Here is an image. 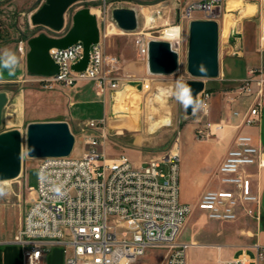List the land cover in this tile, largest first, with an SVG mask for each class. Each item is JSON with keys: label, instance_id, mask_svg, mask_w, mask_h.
Returning a JSON list of instances; mask_svg holds the SVG:
<instances>
[{"label": "built area", "instance_id": "obj_1", "mask_svg": "<svg viewBox=\"0 0 264 264\" xmlns=\"http://www.w3.org/2000/svg\"><path fill=\"white\" fill-rule=\"evenodd\" d=\"M223 1L194 3L181 20L192 19L196 11L203 12L205 19H216ZM178 27L176 38L163 36V39L171 43L180 61L183 39L182 27ZM48 34L53 33L48 31ZM105 37L101 32L100 42L91 46L90 62L84 72L72 68L84 57L85 47L78 42L64 50H50L59 66L58 75L34 77L46 90H54L57 85L74 87L80 82H94L100 96L107 90H118L121 79L113 75L117 71L116 58L110 70L106 69ZM149 41L137 40L139 53L145 60H148ZM19 50L28 53V40L20 42ZM139 81L143 91L153 89V78ZM212 95L205 87L198 99L206 107L193 114L199 123L196 134L201 140L220 137L225 128L224 122L212 123L206 119ZM224 95L232 105L243 101L245 111L233 112L234 116L242 117V126L259 127L264 108V66L249 70L248 77ZM101 123L90 121L96 134L86 138L82 156L72 153L68 157L39 159L37 186L27 183L35 197L14 238L23 247L27 264H39L53 245L63 249L65 264H132L152 248L168 250L166 264H188L186 252L190 245L180 242L179 237L195 209L214 221H234L238 217L237 209L244 203H259L252 191L250 168L264 167V150L251 134L240 132L234 137L215 173L222 188L206 191L196 205H190L180 198L177 153L151 159L141 166H135L126 155L108 158L100 149L107 138L105 132H99ZM246 212L255 214L252 209Z\"/></svg>", "mask_w": 264, "mask_h": 264}, {"label": "rangeland", "instance_id": "obj_2", "mask_svg": "<svg viewBox=\"0 0 264 264\" xmlns=\"http://www.w3.org/2000/svg\"><path fill=\"white\" fill-rule=\"evenodd\" d=\"M200 1L203 0H96L95 3L87 4L85 7H88L92 14L96 15L94 12L100 11L96 17L102 34L106 35L103 40L104 52L107 57L106 69L110 70L114 63L113 59L116 58L117 71L113 75L119 76L121 87L113 92L107 90L104 94L114 97L111 106L81 104L70 106L71 96L77 99L75 92L82 86L83 89L90 90L92 98L97 96L98 99L103 100V96H95L97 88L94 82H80L74 87L57 85L55 89L60 86L66 92L68 104L67 106H49L44 102L49 100L48 94L51 90L44 89L37 77L33 76L32 84L36 87L37 92L32 93L31 97L37 103L36 106H31L30 119L46 120L60 115L61 112L65 113V119H67L65 121L69 123L76 138L73 156H82L86 149V138L96 134L95 129L90 126V121L95 120L102 122L100 126L102 131L99 132L106 133L107 138L100 149L107 154L108 158L114 159L125 155L129 150H134L139 156H148L152 159L161 158L172 152L177 153L180 158V173H183V170H190V153L187 146H181L182 138L189 135L199 144H203L209 140L220 141L222 133H219L220 137L212 136L210 139L201 140L197 137L196 129L194 132H188V124L194 117L187 116L184 108L175 99L165 98V94H161L159 90L171 89L177 79L185 83L194 79L187 72L189 24L192 20L205 19V14L196 11L190 20L186 18L181 20V17L186 14L190 5ZM230 3H232V7ZM228 6L232 9H229ZM82 8L84 6L78 5L75 11ZM116 8L135 9L138 17V28L135 32H123L119 28L111 26V23H114L112 11ZM214 20H217L220 25V47L223 48L221 59L226 53L225 45L231 29L244 22L247 23V37L253 38L255 35L259 43L264 44L262 41L264 0H224L218 11V17ZM14 22L13 15L4 14L0 10V27L4 32L0 31L4 34L6 41L18 42L23 35L29 38L40 33L39 30L43 29L42 27H33L35 31L24 29L18 32L12 29L11 25ZM178 25L182 27L183 39L179 71L168 76H151L147 60L139 53L138 38L164 40L163 31ZM226 30H228L227 33ZM113 38H116V41H113ZM232 61L230 58L225 61L227 73L238 70ZM149 77L155 80L150 92L130 87L129 82ZM218 80V78L205 80L206 88L220 90L228 86L227 83ZM224 97L226 96L224 95ZM104 109L105 119L101 120ZM71 115L79 120L72 119ZM213 129L215 131V128ZM25 132L26 129L23 134ZM38 164L39 159L29 158L24 147L21 175L15 180L0 182V189H3V194H0V241L14 240L20 228L22 219L35 197L27 183L32 187L37 186L36 167ZM223 225L231 226V229L235 230L238 223L212 221L205 212L195 209L181 233L179 241L189 245H203L211 242L223 244L228 233L227 228ZM187 254L191 264H218L216 263V248L211 246L192 247L187 251ZM167 255V249L152 248L132 264H166Z\"/></svg>", "mask_w": 264, "mask_h": 264}, {"label": "crops", "instance_id": "obj_3", "mask_svg": "<svg viewBox=\"0 0 264 264\" xmlns=\"http://www.w3.org/2000/svg\"><path fill=\"white\" fill-rule=\"evenodd\" d=\"M44 2L45 0H0V10L4 14L14 16L15 22L11 25L13 30L18 32L24 29L32 31L33 26L28 23L29 18L37 12ZM66 17L67 15H65ZM246 25L247 23L244 22L236 28L233 27L231 29L225 45L226 53L222 59L221 53L223 48L220 47L221 73L218 81L225 82L228 86L220 90L208 89L213 95L207 120L212 123H225V128L221 132V140L218 142L209 140L203 144H199L189 137V135L181 140V146L185 145L189 149L191 164L190 170L188 169L189 171L183 170V173L181 172L180 198L182 202L190 205H196L202 194L206 191L222 188V185L215 177V173L225 158L227 151L232 147L236 134L240 132L251 134L264 150V108L262 122L259 127L242 126V117L234 116L233 112L245 111L246 107L243 101L232 105L224 97L226 92L237 88L248 77L249 70L261 65L264 66V46L259 43L255 35L253 38L247 37ZM111 26L118 28L115 23H111ZM0 30L4 32L2 27H0ZM1 31L0 56L5 52L14 53L19 59V64L12 74H10L8 69L0 68V92H5L8 97V104L4 109L0 133L13 129H18L23 133L28 124L32 122L67 120L65 119L66 114L63 112L58 116L46 120L30 119L31 106H36L35 104L37 103L31 97V94L37 92V90L32 84L33 76L27 70V54L25 55L19 50L20 42L28 40V38L23 35L18 42L6 41ZM113 41H116V38H113ZM227 58L233 60L232 64L237 66V71L227 73L225 68ZM130 87L137 89L133 85H130ZM48 95L49 100L44 102L46 105L67 106V94L60 86L51 90ZM75 95L77 99L71 96L72 101H70V106H77L78 104L86 106H111L114 100L113 96L106 95L103 96V100L98 99L96 96L98 95L97 92L95 93L96 98H92L90 90L83 89V86L81 89L76 90ZM74 99L76 101H73ZM105 115L104 109V115L101 120L105 119ZM193 117V120L188 124V132H194L199 125L196 116ZM72 119L79 120L74 116H72ZM125 155L128 156L135 166H141L152 159L148 156H139L134 150H129ZM250 173L252 175V191L258 196L259 203L257 205L244 203L243 206L237 209L238 217L234 221H218L221 223H238L235 230H232L231 226L223 225L228 231L226 241L223 244L212 242L203 245L192 244L188 247V250L196 246L214 247L216 248V263L218 264H230L231 262L237 264H264V167H252L250 168ZM246 209L254 210L255 214H248ZM260 254H262V258ZM187 255L186 252L187 262L191 264ZM0 264H27L23 247L16 244L13 239L0 241ZM39 264H65L63 249L58 245L50 246Z\"/></svg>", "mask_w": 264, "mask_h": 264}, {"label": "water", "instance_id": "obj_4", "mask_svg": "<svg viewBox=\"0 0 264 264\" xmlns=\"http://www.w3.org/2000/svg\"><path fill=\"white\" fill-rule=\"evenodd\" d=\"M95 1L45 0L37 12L30 16L29 24L43 28L39 30L40 33L28 38L27 70L32 76L58 75L59 66L53 61L50 50H64L78 42L85 47L84 57L72 68L76 72L87 69L91 46L98 44L101 37L96 15L85 7ZM78 5L84 8L75 11ZM65 15H68L67 19ZM112 19L123 32H135L138 28L135 9L116 8L112 11ZM48 31L53 34H47ZM147 62L149 73L160 76L176 73L180 64L179 54L172 49L171 43L155 39L148 42ZM201 63L207 68V75L203 77L197 71ZM187 72L194 78L187 84L197 98L206 87L205 80L220 77V25L217 20L196 19L190 22ZM129 83L138 90L142 89L141 81ZM7 104V94L0 92V127ZM186 114L193 116L190 108ZM75 144V135L66 121L32 122L28 124L25 134L18 129L0 133V182L15 180L21 175L24 147L29 158L43 159L68 157L72 155Z\"/></svg>", "mask_w": 264, "mask_h": 264}, {"label": "clouds", "instance_id": "obj_5", "mask_svg": "<svg viewBox=\"0 0 264 264\" xmlns=\"http://www.w3.org/2000/svg\"><path fill=\"white\" fill-rule=\"evenodd\" d=\"M18 64L19 59L14 53L5 52L0 56V68L8 69L10 74L14 73ZM197 71L202 77L207 75V68L203 63L197 66ZM159 91L161 94H165V98L175 99L185 111L190 108L193 114L202 111L206 107L205 102L198 99L194 94V90L180 79L175 80L171 89H161ZM0 194H3V189H0Z\"/></svg>", "mask_w": 264, "mask_h": 264}, {"label": "bare ground", "instance_id": "obj_6", "mask_svg": "<svg viewBox=\"0 0 264 264\" xmlns=\"http://www.w3.org/2000/svg\"><path fill=\"white\" fill-rule=\"evenodd\" d=\"M232 3H230V6L232 7V5H231ZM230 6H228V8L229 9H232V8H230ZM99 10H96L94 13L97 15V14H99ZM110 31H111V29H110ZM179 31H180V29H179V27L178 26H172V27H169V28H167V29H165L164 31H163V36L164 37H166V38H176L178 35H179ZM227 31L228 30H226V33H227ZM112 32V31H111ZM262 41L264 42V34H263V37H262ZM18 110V109H17ZM20 113V112H19ZM19 115V114H18ZM19 117H20V115H19ZM223 131V130H222ZM221 131V132H222ZM6 182V181H5ZM195 245V244H194Z\"/></svg>", "mask_w": 264, "mask_h": 264}]
</instances>
